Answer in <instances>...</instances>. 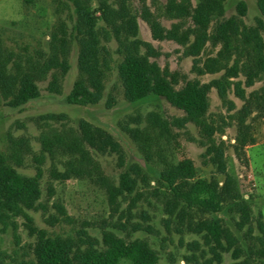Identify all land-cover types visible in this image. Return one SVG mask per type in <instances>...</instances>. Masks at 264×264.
<instances>
[{
	"label": "rangeland",
	"instance_id": "rangeland-1",
	"mask_svg": "<svg viewBox=\"0 0 264 264\" xmlns=\"http://www.w3.org/2000/svg\"><path fill=\"white\" fill-rule=\"evenodd\" d=\"M190 1L194 7L199 3V0ZM241 2L247 5V13L242 17L244 25L257 26L262 19L259 0H226L223 18L239 17L237 7ZM111 3L117 7L116 0ZM128 4L139 15V37L160 52L158 63L163 69L179 75L180 86L186 80L198 79L208 84L221 79L238 62L239 73L230 78L233 85L228 89L226 100L219 97L215 88L209 95L207 120L213 126L220 127L221 131L212 140H207L192 123L178 127L176 121L185 117L184 112L162 97L151 95L138 102L127 101L118 75L122 56L117 51L118 44L114 39L106 41L102 38V45L109 51L103 99L96 105L70 104L67 96L74 83L82 77L78 68L79 43L73 32L76 22L73 3L69 0H0V43L5 53L12 57L10 70L14 71L20 65L25 69L35 66L40 72L37 80L40 96L37 99L20 107H12L0 96V153L8 156L11 141L23 139L28 142L32 152L39 155L42 153L44 135L77 132L79 122L87 120L106 129L122 146L124 165L117 154L94 152V158L105 175L118 186L121 173L131 165H139L143 168L144 177L137 178L138 186L134 193L120 196L118 206H114L109 201L106 189L87 176L65 181L54 178L52 171H64L63 163L67 157L47 158L42 165L43 196L40 201L46 210L28 211L27 217L9 215L0 220V264H37L34 247L38 238L31 233V228L45 231L51 237L62 236L76 242L82 230L100 243L105 230L128 242L147 241L158 253L159 264L208 262L212 256L203 235L189 228L203 220L220 219L223 227L239 239L243 248H247L249 241L260 234L257 223L261 221L264 224V75L256 76L253 85L248 86L252 60L240 55H233L229 60L221 59L222 45L212 42L207 43L195 64L194 58L176 42L152 38L149 26L140 17L139 0H129ZM93 5L96 7L97 0H93ZM148 5L165 28L170 29L173 24L181 22L166 13L168 0H148ZM223 18L213 20L211 33ZM61 25L66 27L69 38V69L65 73L61 69L45 72L44 65L51 56L53 34L59 33ZM182 25L184 29L194 27L191 20L183 21ZM261 36L264 42V30ZM216 59L221 60L225 69L216 73L207 72L205 63ZM54 77L58 78L59 92L50 89ZM237 84L244 90L245 99L237 96ZM51 115L55 117L50 118ZM150 115L164 122L169 127L170 135L161 141L163 151L160 156L155 153L153 160L148 161L142 152L145 143L133 138L128 129L144 130ZM154 133L158 134L151 132L152 135ZM243 136L247 140L245 146L239 141ZM210 143L224 148L227 173L237 180L241 193L251 207V222L243 231L237 226L240 217L229 207L207 213L197 207L181 205L187 212L179 218L177 214L170 217L167 212V206L174 205L175 200L168 185L161 180L163 159L174 164L190 159L197 169L198 178L223 184L225 175L212 163L211 155L207 152ZM154 151L159 152V149L154 147ZM11 164L26 176H34L37 172L32 155L26 157L21 166L14 162ZM56 205L65 208L67 219L52 224L51 217L60 216ZM139 227L143 230L137 231ZM193 242L199 243L198 251L191 248ZM193 256L194 260L188 261ZM234 262L232 251L223 254V264Z\"/></svg>",
	"mask_w": 264,
	"mask_h": 264
},
{
	"label": "trees",
	"instance_id": "trees-1",
	"mask_svg": "<svg viewBox=\"0 0 264 264\" xmlns=\"http://www.w3.org/2000/svg\"><path fill=\"white\" fill-rule=\"evenodd\" d=\"M69 1L73 3L76 14L73 32L79 43L78 68L82 76L74 83L67 96L70 104L96 105L103 99L109 51L102 45V38L106 41L114 39L118 44L117 51L122 56L118 75L127 101L134 103L151 95L162 97L173 107L184 112L185 117L176 121L178 127L192 123L207 140H212L213 136L221 131L220 127L213 126L207 120L210 109L209 95L212 88H215L219 97L226 100L228 89L233 85L230 78L239 73L238 62L229 68L221 79L208 84H203L198 79L186 80L184 85L180 86L179 75L167 68L163 69L158 63L160 52L151 43L139 37V15L129 8V0H116L117 7L112 5V0H97L96 7L93 0ZM139 2L140 17L149 26L152 38L156 41L176 42L194 58L195 64L207 43L212 42L214 45H222L221 59L229 60L233 55H240L248 56L252 60L248 86L253 85L256 76L264 75V42L261 36L264 30V0L258 2L262 19L255 27H246L242 21V17L247 13V5L244 2L239 3L237 7L239 17L226 19L223 18L226 0H199L196 7L190 0H168L166 13L181 21L173 24L170 29L163 26L148 5V0ZM216 18L223 19L211 33V23ZM186 20H191L194 27L184 29L182 22ZM68 43L66 27L61 25L59 33L53 34L51 56L44 65L45 72L52 69H61L64 73L68 71ZM11 59L0 43V96L10 106L20 107L40 96L37 84L40 72L35 66L25 69L20 65L11 71ZM204 67L209 73L225 69L219 59L208 61ZM50 89L59 92L57 77L50 83ZM237 96L245 99L240 84H237ZM54 117L51 115L50 118ZM148 121L144 130H128L133 138L145 143L142 145V152L145 158L151 161L153 154L160 156L163 151L161 141L163 137L170 135V130L154 115H150ZM150 131L158 134L152 135ZM239 141L243 146L247 144L245 136ZM42 146V153L38 155L32 152L27 141L13 139L9 155L0 153L1 221L9 215L27 217L28 211L46 210L40 201L43 196L42 165L47 158L54 160L58 156L67 157L63 163L64 171H52L54 178L65 181L72 177L87 176L106 189L109 201L114 206H118L120 196L136 191L138 177L144 179L143 168L139 165H131L122 172L118 186L105 175L94 158V152L101 155L117 154L124 165L122 146L106 129L87 120L79 122L77 132L44 135ZM154 147H157L159 152H155ZM207 152L211 155L212 163L225 175L222 185L216 180L198 178L197 169L190 159L178 164L163 159L161 180L168 185L175 200L174 205L167 206V212L170 217L177 214L179 218L184 217L187 212L181 205L188 208L197 207L207 213H216L229 207L240 217L237 226L243 231L250 225L251 207L241 193L237 180L227 173L224 148L210 143ZM31 155L36 163L37 172L34 176L21 174L11 164L14 162L21 166L24 159ZM133 175L135 177H132ZM56 208L60 216L51 217L52 224L67 219L65 208L62 205H56ZM257 225L260 234L249 241L247 248H243L239 239L223 227L220 219L203 220L190 225L189 228L197 234H202L205 245L209 248L212 257L205 264H223V254L230 251L235 260L233 264H264V224L258 221ZM136 230L143 229L139 227ZM249 232L252 233L250 228ZM31 233L38 238L34 247L37 264H159L158 253L147 241L128 242L107 230L103 233L102 243L89 237L84 230L80 232L77 242L62 236L51 237L45 231L34 228H31ZM190 246L195 251L200 249L198 242H193ZM192 260L194 256L188 259Z\"/></svg>",
	"mask_w": 264,
	"mask_h": 264
}]
</instances>
